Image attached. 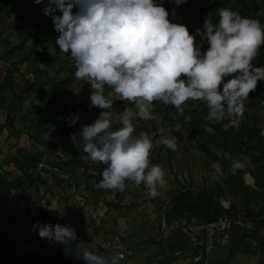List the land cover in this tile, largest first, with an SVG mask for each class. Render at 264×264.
<instances>
[{
  "label": "clouds",
  "instance_id": "obj_1",
  "mask_svg": "<svg viewBox=\"0 0 264 264\" xmlns=\"http://www.w3.org/2000/svg\"><path fill=\"white\" fill-rule=\"evenodd\" d=\"M184 2L174 0L176 6ZM42 12L52 17L59 50L70 53L74 61L75 79L90 84V106L103 110L78 133H70L77 151L106 165L95 185L99 189L123 192L125 182L131 181L136 187L145 186V196L158 195L165 170L150 163L149 135L143 131L133 135V118L153 119L154 101L173 106L179 115L184 114L187 101H201L208 109L207 119H228L237 125L249 93L264 81V67L253 64L264 46V24L230 8H220L215 23L209 14L203 31L197 29L208 44L204 51L184 24L169 19L163 0H47ZM106 86L135 106V111L132 107L119 111L120 127H113L106 111L114 101L105 95ZM184 119L188 122L191 117ZM78 120L70 115L69 126ZM160 143L177 149L175 135ZM245 166L237 160L230 171ZM215 173L222 177L223 167L217 164ZM32 230L41 239L63 245L66 255L84 264H120L122 259L113 250L98 251L91 241L80 240L72 225L36 221Z\"/></svg>",
  "mask_w": 264,
  "mask_h": 264
},
{
  "label": "crops",
  "instance_id": "obj_2",
  "mask_svg": "<svg viewBox=\"0 0 264 264\" xmlns=\"http://www.w3.org/2000/svg\"><path fill=\"white\" fill-rule=\"evenodd\" d=\"M253 108L246 109L248 111L240 118L237 125H233L228 119L219 122L224 124L225 129L231 131L235 128V131H238L241 124H251L254 115L264 116V100L254 103ZM184 117L185 115H179L177 119L163 117L162 122L155 123L158 126L161 124L162 127L151 130L154 132L152 142L156 136L164 138L170 132L166 128L174 127L177 137L175 151L159 144L153 145L150 153V163L159 164L166 173L165 182L157 185L158 195L145 196L140 190L138 192V187L131 181L125 182L126 187L123 192L98 188L101 194L95 200L104 204V208L100 210L102 212L97 214L99 219L86 218L87 221L82 220V226L78 229L99 240L108 238L115 232L121 233L126 238L132 255L120 260V264H197L195 257L189 255L190 243L187 240L184 243L182 240L181 243L179 242L181 247H178V251L173 255L166 254L170 251V244H173L169 239L175 231L181 230L177 226V212H168L171 207L170 200L174 195H178L180 205L185 208L189 198L197 199L201 192L215 195L219 192L218 186L224 185V181L233 173L228 170L223 177L218 178L215 166L219 164L223 170H227L235 161L242 160L246 164L244 168L247 169L244 176H250L252 186L246 184L236 193H234L235 187L226 188V193L219 198V203L222 206V200L228 202L226 210L230 207L231 216L246 213L254 221V227L245 234L240 233L238 229L233 230L228 243L215 246L209 258L210 264H264V223L257 219L258 215L264 212V189H258L254 185L250 173L260 160L257 151L245 147L234 150L231 143L227 146L223 134L213 128L218 121L211 120L204 126L190 125V121L186 122ZM192 126L194 127L191 135L189 128ZM263 127L264 122L261 123L262 135ZM199 142L207 144L208 148L205 149L199 145ZM173 152L176 153V158L172 157ZM139 187L146 191L143 184ZM6 202L10 204L11 200ZM196 204L201 203L196 201ZM222 208L224 209L223 206ZM2 212L9 214L10 210L3 209ZM189 216L201 220L198 214L189 213ZM10 217L11 213L7 217L0 215V264H29L31 261L21 256L16 260L11 259L5 250L9 249L13 234L33 231L34 222L30 221V216L26 213L19 216L20 219L15 220L17 222L11 223L13 217L11 219ZM57 256V259L49 256L48 264H69V262L79 264L63 255ZM168 257L172 259L168 260ZM32 261L34 264H42L41 261L38 263Z\"/></svg>",
  "mask_w": 264,
  "mask_h": 264
},
{
  "label": "rangeland",
  "instance_id": "obj_3",
  "mask_svg": "<svg viewBox=\"0 0 264 264\" xmlns=\"http://www.w3.org/2000/svg\"><path fill=\"white\" fill-rule=\"evenodd\" d=\"M220 1L226 5L231 3V0ZM211 3H215V0H211ZM43 20L48 24L50 22L53 23L52 17L49 15L45 16ZM27 28H35L31 15L23 17L11 15L7 18L1 14L0 52L4 50L5 46L16 42L19 34L23 33ZM200 31L202 32L203 28ZM42 34L43 30L40 29L37 35L42 38ZM54 35L55 39L52 43L45 35L42 38L45 41L44 45L48 48L46 60L39 61L38 66H32L28 63L19 65L20 70L29 80L41 79L42 84L34 87L28 98L18 100L15 105L14 122L6 127L0 126V163L1 160L6 158L7 154H16L19 163L26 161L28 165L24 169H21L12 163L4 164L2 165L3 167H0V175L3 176L4 182L17 176L25 178L26 173L24 170L33 177H37L38 174L46 177L47 182L52 185L55 195L50 196L51 193L46 191L44 183H41L39 192H36L33 187L28 189L30 221H39L41 224L48 223L54 225L59 223L61 225H72L74 229H80L82 220L87 221L86 218L88 220L99 219L97 214L98 212H102L100 211L101 208H104V204L95 200L101 193L95 187L96 183L92 176L97 173V167H106V165L92 161L82 150L77 151L70 138V133H78L82 125L94 121L103 110L98 108L91 110L86 107L87 105L90 106L89 95L91 86L87 82L76 80L74 75L75 70L69 72V68L74 65V61L70 53H63L59 50L58 45L55 43L59 33L55 31ZM193 35L196 43L202 40L197 30ZM54 43L55 47L53 46ZM204 48L205 46L202 47V50ZM39 49L41 50L42 48ZM64 59H67V64L65 65L62 63ZM48 68L51 69L53 75L56 74L55 79L52 80L46 76ZM3 70L4 67L0 60V82L3 78ZM14 76L16 88L24 89L25 83L20 75L15 74ZM105 95L114 99L113 108L106 111L109 113L113 127H117L119 124V111H122L125 107H132V105L128 101L121 100L108 86L105 88ZM10 97L9 90L0 94V124L5 119L6 105ZM65 102L73 106L75 111H59ZM189 102L195 103L196 101L189 100ZM173 111L171 110V112ZM20 112L24 115L23 119L20 117ZM174 112L177 114L176 111ZM70 115H77L79 117L75 125L69 126L68 118ZM146 127H157L158 129V127L162 126L161 124L158 126V124L152 123ZM166 129L170 132L168 131L169 133L165 137L175 135L174 127ZM133 135L136 134L133 133ZM153 136L154 132L151 131L150 139ZM160 141V137H154L153 145L161 144ZM67 148L74 151L79 157L87 160V163L72 165L61 161L69 156ZM38 151H43L45 154L37 165H33L32 154ZM171 155L176 158L175 152ZM52 174L64 180V187L59 188L55 185ZM143 189L142 187H138V192L140 190L144 193ZM11 196L10 204L6 202L5 198H1L0 196V215L7 217L11 213L10 219L12 217L13 219L10 222L12 223L17 222V219H20L19 216L25 215L27 210L24 201L20 200L21 197L16 191H12ZM7 208L10 210L9 214L2 212L3 209Z\"/></svg>",
  "mask_w": 264,
  "mask_h": 264
},
{
  "label": "trees",
  "instance_id": "obj_4",
  "mask_svg": "<svg viewBox=\"0 0 264 264\" xmlns=\"http://www.w3.org/2000/svg\"><path fill=\"white\" fill-rule=\"evenodd\" d=\"M46 2L47 0H44V2L41 4H35L33 0H0V15L3 14V16L7 18L11 15H16L20 17L31 15L33 17V26H35L34 29L27 28L25 31H23V33L21 32L16 42L5 46L4 50L0 52V60L2 61V65L4 67L3 78L0 82V94L4 93L6 90H9L11 94V97L6 105L5 119L2 124H0L1 127H6L14 122V111L16 109L15 105L17 104L18 100L28 98L34 87H38L42 84L41 79H37L34 81L29 80L22 73L19 68V65L23 63H28L32 66H38L39 61L46 60L48 57V48L44 45L45 41H43L42 38L45 35L46 38H48L52 43V41L55 39V30L52 22L48 24L43 20L45 16H48L44 15L42 12L44 3ZM156 2L160 3L161 0H156ZM163 6L168 10L169 19L172 20V22L184 24L188 28L189 32L192 34L195 33L197 29L203 28L205 16L207 17L209 14H212V19L215 23L218 20V10L220 8L225 7L238 12L241 16L258 19L261 21L262 24H264V0H231V3H229V5L222 3L220 0H215V3H211V0H186V2L182 3L179 6H176L174 4V0H163ZM174 8L176 12L175 16L172 15V10ZM56 14L60 15V12L57 11ZM40 29L43 30L42 38L37 35ZM196 45L201 48V51L206 50L208 47L207 42L202 40H199ZM53 46L55 47V43L53 44ZM204 46L205 48L202 50V47ZM39 48L42 49L40 50ZM62 63L64 65L67 64V59H64ZM253 64L255 66L264 67V46L260 48L259 54L253 61ZM74 70H76L75 64L71 68H69V72H73ZM15 74H19L22 80L24 81V89L16 88V81L14 76ZM46 76L49 79L53 80L55 79L56 74L53 75L51 73V69L48 68V70H46ZM263 98L264 81H259L256 90L254 92L249 93V100L245 103V112L248 111L246 110L248 107L250 109H254V103H257ZM153 103L154 107L152 111L162 114L163 117H168L171 119H177V117H179V115L175 114L174 111L171 112V110L175 109L173 106L165 105L162 101H154ZM186 103H188L190 106L184 109L183 115L191 117V120L189 122L190 125L201 124V126H204L210 123L211 120L206 118L208 109L204 102L196 101L195 103H191L187 101ZM86 107L91 110L95 109V107H91L88 105ZM59 111H75V108L65 102L62 104V108ZM174 115L175 118H173ZM20 117L22 119L24 118V115L21 114V112ZM262 122H264V116L260 117L254 115L252 123L241 124L238 131H235V128H232L231 131L228 130V128L225 129L224 124H221L220 122H216L214 125L212 124L215 131L221 132L223 134V139L226 140L227 146L231 143L232 148H234V150H241V147H245L253 151H257L258 158L260 160L254 166V168L250 170V173L253 177L254 185L258 189H264V140L261 132ZM120 126L121 125L118 124L117 127ZM193 127L194 126H192V128H189L191 135L193 133ZM151 129L154 128H147L146 126H142L139 128L134 127V133L137 135L141 131H143L149 135ZM199 145H201L205 149L208 148V145L203 142H199ZM68 153L69 156L65 160H61L64 163L72 165L87 163V160L76 155L74 151L68 149ZM44 154L45 152L43 151L33 153V165H37L41 161ZM10 163L14 164L16 167L21 169H24L25 166L28 165L26 161L19 163L16 154H7L6 158L1 160L0 167H3L2 165L4 164ZM104 168V166L96 168L97 173L92 176L94 177L95 183H98L102 179L101 173ZM228 170L230 169L224 170V175ZM246 171L247 169L243 168L237 170L235 173H232L224 181V185L218 186L219 192L215 195L211 193L201 192V194L198 195L199 197L197 196V199L192 200L190 197L188 203L185 204V208L180 205V199L178 195H174L170 200L171 207L170 209H168V212H177V218L186 214L189 216V213L193 215L198 214V217L201 218V220L216 219L223 213L230 215V207L227 210L223 209L221 204L219 203V198L224 196V193H226V188L229 189L233 186L236 189L234 193H236L240 190V188L245 187L246 184L243 183V176ZM24 172L26 173L25 178L17 176L6 182L3 181V176L0 175V196L1 198L3 197L7 200H11V192L16 191L21 197L20 200H23L25 203V207L27 210L26 214L28 216L30 214L27 192L30 187H33L36 192H39V187L41 183H44L46 191L51 193L50 196H54L55 193L52 190V185L47 182L48 180L46 177L40 174H38L37 177H33L30 173H27L26 170H24ZM52 177L57 187H64V180L62 178L53 174ZM196 201L203 204V206L201 204L197 205ZM185 238L186 237L181 230L175 231L172 237L169 239V241L171 240V243L173 244H170V251L166 253L167 256L173 255L176 251H178V247H181V240L183 241V243L186 240L190 243V246H188V252L192 258L199 256L201 246L198 244H194L188 238ZM5 253L8 254V256L13 260H16V258L18 257L16 253H14L8 248H6ZM23 258L29 259L31 261L29 264H34L32 260L37 263L41 261L42 264H48L50 260V257L48 255L43 254L29 255ZM51 258L57 259L58 256H51ZM171 259V257H168V260ZM196 263L201 264L202 260L200 259ZM69 264L73 263L69 262Z\"/></svg>",
  "mask_w": 264,
  "mask_h": 264
},
{
  "label": "built area",
  "instance_id": "obj_5",
  "mask_svg": "<svg viewBox=\"0 0 264 264\" xmlns=\"http://www.w3.org/2000/svg\"><path fill=\"white\" fill-rule=\"evenodd\" d=\"M188 106V103L183 105L184 109L188 108ZM132 107L135 111V106L133 104ZM174 111H176V109H174ZM152 116L153 119L151 120L134 117V127L139 128L148 126L152 123H160L163 120V116L157 112L152 111ZM244 182L252 186V179L250 176H244ZM221 202L224 209H226L228 207V202L225 200ZM257 219L264 223V212L259 214ZM177 226L181 229L186 238L194 244L201 246L200 255L195 257V261L197 262L201 259V264H210L209 258L212 256L216 245L228 243L235 229L245 234L254 227V221L246 213L235 216L223 213L212 220H200L186 214L177 218ZM75 231L80 240L85 242L91 241L96 245L98 251L113 250L118 256L122 257L121 260L132 255L126 238L119 232H115L111 234L110 237L99 240L87 235L79 229H75ZM9 249L21 257L36 254L48 256L65 255L63 245L50 243L47 240L41 239L38 236V232L34 230L22 234H13L9 243Z\"/></svg>",
  "mask_w": 264,
  "mask_h": 264
},
{
  "label": "water",
  "instance_id": "obj_6",
  "mask_svg": "<svg viewBox=\"0 0 264 264\" xmlns=\"http://www.w3.org/2000/svg\"><path fill=\"white\" fill-rule=\"evenodd\" d=\"M264 128V127H263ZM263 138H264V134H263ZM63 257H66L68 258L69 260L73 261V262H77L79 264H84V261L83 260H77V259H74L71 255H63Z\"/></svg>",
  "mask_w": 264,
  "mask_h": 264
}]
</instances>
